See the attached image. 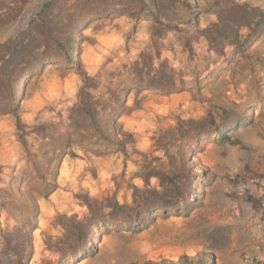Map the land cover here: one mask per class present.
I'll return each mask as SVG.
<instances>
[{"label": "rangeland", "instance_id": "1", "mask_svg": "<svg viewBox=\"0 0 264 264\" xmlns=\"http://www.w3.org/2000/svg\"><path fill=\"white\" fill-rule=\"evenodd\" d=\"M223 5L264 12V0H0V34L30 6L14 30L44 58L11 80L12 99L0 86V264H246L262 251L236 184L252 150L246 134L264 113V20L239 30V46L213 44L208 29L229 24ZM83 76L117 145L78 137ZM208 117L229 140L176 142L165 155L159 142L178 121ZM169 168L191 180L180 210L157 211L140 232L94 230L92 254L77 260L55 252L63 217L82 220L85 201L130 205L152 169ZM148 186L159 190L158 179Z\"/></svg>", "mask_w": 264, "mask_h": 264}, {"label": "trees", "instance_id": "2", "mask_svg": "<svg viewBox=\"0 0 264 264\" xmlns=\"http://www.w3.org/2000/svg\"><path fill=\"white\" fill-rule=\"evenodd\" d=\"M228 12L229 24L227 28L221 27L211 30L212 35H207L211 43L221 45L229 43L231 45L239 46L243 41L239 35V30L246 28L254 31L253 27H260L264 20V12L249 8L246 5H223ZM235 16L238 21H236ZM222 21V16H219V21ZM257 20V21H255ZM255 21V22H254ZM217 25H220L217 24ZM234 25V26H233ZM222 26V25H221ZM236 28V30H235ZM255 34L258 37L263 30L260 28ZM26 33L17 35L13 39H9L3 44H0V86L5 87L8 91V98L12 99L11 80L19 78L25 72L42 64L44 58H39L35 54ZM47 59V58H46ZM65 62L69 61L65 55ZM90 82L89 78L83 76V87L78 95V104L72 111H75V118H79L84 126L82 131L85 135L78 137L85 139L86 136H91L93 139L99 141H108L110 144L117 145L110 142V138L106 137V131L101 125V112L98 111V106L93 102V97L87 92L86 87ZM12 112H15V105L12 107ZM241 119H236L235 126L241 127ZM114 125L111 130L115 133ZM223 127L214 125L211 117L202 120H185L178 121L177 125L169 130V143L161 144L160 148L164 151L166 156H169V147L174 146L176 142L187 143L191 140L201 141L203 138L209 136H218L220 141H227L230 135L222 132ZM109 130L107 129V132ZM230 132V129L227 130ZM70 136V135H69ZM72 143L66 142V148L69 149ZM185 151L180 155L183 161ZM174 169H152L146 177L143 178L145 187L143 190L134 189L132 195V202L130 205L119 204L117 201L110 199L106 201H85L84 205L87 208L88 214L82 220H76L75 217L61 219L63 227V236L55 244V252L58 253L63 261L69 262L73 259H78V256L92 254L89 242L92 239V232L94 230L109 231L110 228H127L134 232H140L152 220L153 214L161 210L163 214L170 211H177L185 205V201L191 196V180L185 179L184 183L180 181L181 178L173 173ZM156 178L159 181V190L149 188L148 178ZM150 220V221H149ZM20 254H16V261L21 263ZM205 264L202 259L196 260L183 256L180 258L178 264ZM156 264H175L169 261H161Z\"/></svg>", "mask_w": 264, "mask_h": 264}, {"label": "crops", "instance_id": "3", "mask_svg": "<svg viewBox=\"0 0 264 264\" xmlns=\"http://www.w3.org/2000/svg\"><path fill=\"white\" fill-rule=\"evenodd\" d=\"M257 121L258 122L255 123L246 134V142L252 150L247 159V170L243 174L245 179H252L264 173V113L261 114V117H259ZM260 194L259 191H256L255 198L250 201H252L256 212V223L254 225L257 237L256 243L264 254V209H261L257 203V197H259Z\"/></svg>", "mask_w": 264, "mask_h": 264}, {"label": "built area", "instance_id": "4", "mask_svg": "<svg viewBox=\"0 0 264 264\" xmlns=\"http://www.w3.org/2000/svg\"><path fill=\"white\" fill-rule=\"evenodd\" d=\"M238 196L243 201L252 200L255 198L256 191L261 194L257 197V203L261 209H264V173L252 179L241 178L236 184ZM264 263V254L259 251L247 259L246 264H262Z\"/></svg>", "mask_w": 264, "mask_h": 264}, {"label": "water", "instance_id": "5", "mask_svg": "<svg viewBox=\"0 0 264 264\" xmlns=\"http://www.w3.org/2000/svg\"><path fill=\"white\" fill-rule=\"evenodd\" d=\"M30 7V6H29ZM28 7V8H29ZM28 8H26L25 10H24V12L22 13V15L27 11V9ZM22 15H21V17H22ZM20 17V18H21ZM19 18V19H20ZM18 19V20H19ZM18 20L16 21V22H14V23H12L8 28H7V30L4 32V33H2V34H0V44H3V43H5L6 41H8L9 39H11V38H13V37H16L19 33H20V31L21 30H14V25H15V23H17L18 22ZM23 29V28H22Z\"/></svg>", "mask_w": 264, "mask_h": 264}]
</instances>
